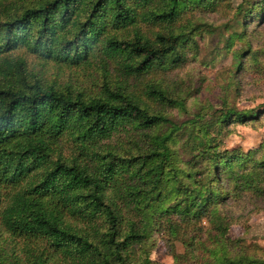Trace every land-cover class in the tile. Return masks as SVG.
<instances>
[{"label":"trees","instance_id":"1","mask_svg":"<svg viewBox=\"0 0 264 264\" xmlns=\"http://www.w3.org/2000/svg\"><path fill=\"white\" fill-rule=\"evenodd\" d=\"M231 1L0 0V264H158V240L185 264H264L228 212L264 200V138L220 139L264 122V105L227 100L264 56L234 48L264 0H242L241 30L214 47L234 68L216 107L188 108L206 80L165 78L197 62L205 17Z\"/></svg>","mask_w":264,"mask_h":264},{"label":"rangeland","instance_id":"2","mask_svg":"<svg viewBox=\"0 0 264 264\" xmlns=\"http://www.w3.org/2000/svg\"><path fill=\"white\" fill-rule=\"evenodd\" d=\"M230 3L231 8L220 9L217 14H209L208 17H205L204 22L212 26L213 32L205 33L203 41L202 39L199 40V46L201 47L197 62L189 63L182 70L165 76L166 80H174L190 88L197 87L199 82L197 80H206V88L204 90L201 88L197 101L192 99L189 102V110L196 112L197 108L203 107L207 102H212L216 107L219 98L222 95L225 96L221 87L228 80V75L232 74V72L230 74L229 72L234 70L232 56L225 53L224 49L216 53L218 51H214V47L219 45L222 48L228 35L241 30L234 23L232 12L233 9L242 4V0H232ZM247 30V39L244 42L235 41L238 43L234 42V48L245 49L248 47L251 51L258 50L261 54H264V22L258 25L255 23L250 24ZM247 40H249L251 47L247 44ZM229 50L231 51V48ZM218 56L219 58L212 64L210 61ZM28 59L30 63L35 64L33 58L28 57ZM207 62L208 64H206ZM40 65L41 63H39ZM224 69H228V73ZM44 70L54 71L52 65L47 66ZM69 74L70 72L64 71V76ZM236 82L238 84L237 92L232 91L229 93L227 99L229 107L244 111L264 105V56L262 55L259 66L241 72L236 77ZM231 130L229 134L220 137L223 145L229 150L240 148V150L246 152L256 148L264 138V122L256 129L249 126H234ZM228 212L235 219L229 229L230 236L241 239L245 243H257L264 249V200H256L253 197L251 201L237 202L231 205ZM175 248L176 254L182 255L183 248L179 244ZM151 260L158 264H185L180 259L173 258L161 240L157 241L151 253Z\"/></svg>","mask_w":264,"mask_h":264}]
</instances>
